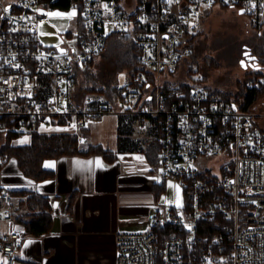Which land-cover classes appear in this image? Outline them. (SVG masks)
Instances as JSON below:
<instances>
[{
    "label": "built area",
    "instance_id": "obj_1",
    "mask_svg": "<svg viewBox=\"0 0 264 264\" xmlns=\"http://www.w3.org/2000/svg\"><path fill=\"white\" fill-rule=\"evenodd\" d=\"M215 4L245 9L264 23V0H0V264H18L30 234L16 218L18 195L1 178V130L32 133L63 124L79 138L89 119L116 105L160 142L165 173L153 183L173 177L185 192L182 207L158 208L147 228L115 233L116 264H264L260 114L206 85L189 43ZM52 16L73 20L68 44L41 39ZM114 33L133 40L139 63L123 72L116 103L92 92L80 106L73 98L76 78L92 68ZM254 69L262 73L246 86L262 88L264 67Z\"/></svg>",
    "mask_w": 264,
    "mask_h": 264
},
{
    "label": "crops",
    "instance_id": "obj_2",
    "mask_svg": "<svg viewBox=\"0 0 264 264\" xmlns=\"http://www.w3.org/2000/svg\"><path fill=\"white\" fill-rule=\"evenodd\" d=\"M135 119L117 111L89 119L87 126L77 131L80 150L101 145L109 155L74 154L46 159L45 167L53 171L46 179L34 181L14 161L6 163L4 184L11 189L26 187L29 194L49 197L53 216L48 232L29 234L24 239L18 264H116L115 233L149 226L163 203L154 190L158 170L144 149L153 141V131L141 129L137 123L141 130L138 132L133 125ZM124 126L131 129L125 131ZM38 130L47 134L75 132L73 126L63 124ZM31 142L32 133L27 132L13 140L19 146ZM28 196L18 195L17 201Z\"/></svg>",
    "mask_w": 264,
    "mask_h": 264
},
{
    "label": "trees",
    "instance_id": "obj_3",
    "mask_svg": "<svg viewBox=\"0 0 264 264\" xmlns=\"http://www.w3.org/2000/svg\"><path fill=\"white\" fill-rule=\"evenodd\" d=\"M68 2L69 0H60V3L64 5H67ZM221 6L225 8L229 7L226 4ZM261 33L258 34L261 37L260 41L256 42L254 38V42L256 43L254 52L258 56L259 64L261 67H264V32ZM195 36L196 34L192 35L189 43L193 48V60L197 62L198 54ZM105 49H107V52L104 54V59H107V61L103 69L100 71L102 67H98L96 58L92 68L80 71V74L76 78L73 98L80 106H82L85 96L92 92L104 93L111 102L116 103L122 97V94L118 92L120 74L115 77L117 71L120 69L122 71L125 68L129 73H132L134 72L133 67L139 63V49L130 38H124L117 33L111 34L107 39ZM261 73V70L253 68L248 72V80L256 78ZM243 86L244 90L241 93L236 95L225 92V95L230 98L234 97L236 101L243 102L246 107H250L257 97L264 92V87L247 88L246 82L243 83ZM3 120L8 122L11 118L6 117ZM66 120L67 118L62 117L59 121L65 122ZM128 127L124 126L123 129L125 131L128 129L129 131L131 126ZM19 134V132L11 128L1 130V153L5 158V165L7 162L14 161L18 169L26 177L34 181L46 179L53 174V171L47 169L44 165L46 159L74 154L89 155L98 153L104 156L109 155L107 150L101 145L90 146L86 151L80 150L78 135L75 133L47 134L41 133L35 128L32 131V142L30 144L14 145L13 140ZM144 149L151 161L155 165L160 166V142L153 140L151 143H147ZM165 189V181L156 182L154 190L157 199L161 197ZM11 190L16 195H29L26 199L20 200L18 208H15L16 218L25 224L28 232L34 235L48 232L53 225L49 197L38 193L29 194V189L26 187H12Z\"/></svg>",
    "mask_w": 264,
    "mask_h": 264
},
{
    "label": "rangeland",
    "instance_id": "obj_4",
    "mask_svg": "<svg viewBox=\"0 0 264 264\" xmlns=\"http://www.w3.org/2000/svg\"><path fill=\"white\" fill-rule=\"evenodd\" d=\"M74 27V22L69 16H52L41 26L40 37L47 45L68 44L66 32H73ZM261 32H264V23L247 11L241 12V8L237 6L225 8L221 4H215L209 9L193 30V34H196L197 64L204 76V83L232 94L241 93L244 90L243 83L248 80V72L253 69L251 66L245 67L242 64L244 51L247 48L255 50L254 38L256 42L260 41L261 37L258 34H262ZM106 50L97 57L98 67H102L100 71L107 61L104 59ZM120 71L121 69L117 71L115 77L120 74L119 81L123 83L126 80L123 74L126 69ZM252 107L259 112L261 125L264 127V92L257 97ZM118 109L121 110L122 107L116 105L114 110ZM137 123L135 119L133 125L140 132ZM155 167L158 174L165 173L163 166L155 165ZM2 175L3 170L1 178H3ZM160 179L159 182L165 181L166 184V189L161 195L162 209L166 210L170 206L182 207L185 204L183 184L173 177L165 176ZM145 228L143 226L140 229Z\"/></svg>",
    "mask_w": 264,
    "mask_h": 264
},
{
    "label": "water",
    "instance_id": "obj_5",
    "mask_svg": "<svg viewBox=\"0 0 264 264\" xmlns=\"http://www.w3.org/2000/svg\"><path fill=\"white\" fill-rule=\"evenodd\" d=\"M241 12H245V9H241ZM251 53H252V50H251V49H248V50H246V51L244 52V56H245V58H243V60H242V64H243L245 67H248L249 64H248L247 59L249 58V59H251V60H254V61L252 62V64H251V66L254 67V68H259L260 65H258V56H257V55H254V54L251 55Z\"/></svg>",
    "mask_w": 264,
    "mask_h": 264
},
{
    "label": "flooded vegetation",
    "instance_id": "obj_6",
    "mask_svg": "<svg viewBox=\"0 0 264 264\" xmlns=\"http://www.w3.org/2000/svg\"><path fill=\"white\" fill-rule=\"evenodd\" d=\"M248 49H250V48H247L246 50H248ZM246 50H245V51H246ZM245 51H244V52H245ZM253 54H254V55H257V54L254 53V51H252L251 55H253ZM244 58H245V56H244ZM247 61H248L249 66H251V64H252V62H253L254 60H251V59L248 58ZM258 65H260V64H259V60H258Z\"/></svg>",
    "mask_w": 264,
    "mask_h": 264
},
{
    "label": "snow or ice",
    "instance_id": "obj_7",
    "mask_svg": "<svg viewBox=\"0 0 264 264\" xmlns=\"http://www.w3.org/2000/svg\"><path fill=\"white\" fill-rule=\"evenodd\" d=\"M9 7H11V5H9ZM4 11H8V8H5Z\"/></svg>",
    "mask_w": 264,
    "mask_h": 264
}]
</instances>
